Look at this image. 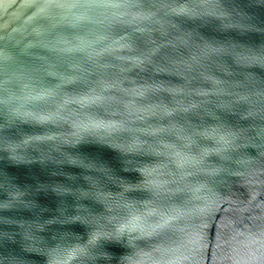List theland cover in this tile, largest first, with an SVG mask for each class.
Listing matches in <instances>:
<instances>
[{"label":"clouds","instance_id":"obj_1","mask_svg":"<svg viewBox=\"0 0 264 264\" xmlns=\"http://www.w3.org/2000/svg\"><path fill=\"white\" fill-rule=\"evenodd\" d=\"M15 2L0 0V13ZM21 7L30 14L0 48V133L19 138L3 137L0 149L13 167L79 168L53 175L87 185H40L60 198L58 215L3 221L20 229L22 251L45 264H264V77L255 71L264 72V47L196 43L181 22L254 29L214 0ZM180 48L189 54L166 51ZM88 145L115 152L119 169L80 151ZM25 195L17 189L0 211L39 209ZM70 225L84 234L44 235Z\"/></svg>","mask_w":264,"mask_h":264},{"label":"water","instance_id":"obj_2","mask_svg":"<svg viewBox=\"0 0 264 264\" xmlns=\"http://www.w3.org/2000/svg\"><path fill=\"white\" fill-rule=\"evenodd\" d=\"M214 2L219 4L220 9L218 10H226L231 13L232 22H239L254 30L245 31L243 33L235 29L226 30L223 25L229 23V21H221L214 18H209L207 23L201 21L181 22L184 30L193 33L194 42L202 43L201 37H203L211 43L219 42L228 44L233 42L243 44L253 49L264 47V0H214ZM22 4L23 0H16L6 12L0 13V25H9L6 30H0V48L4 47V37H10V34L19 27L23 20L26 19L27 15L30 14V11L22 9ZM17 17H19V19H16ZM17 39H19V37H17ZM166 51L169 55L177 59L189 54V50L185 48H180L178 50L168 49ZM228 62L231 64L230 60ZM233 67L235 66L233 65ZM212 70L216 71V68L212 66ZM255 71H257L261 77H264V72H261L259 69ZM217 74L222 75L219 72H217ZM227 120L234 126L237 124V118L235 117H227ZM3 123L4 121L0 119V124ZM24 131L31 132L32 129H24ZM5 136L12 139L19 138L17 130L15 129L6 133H0V140ZM80 151L92 159L106 161L113 167L119 169L117 154L110 149L88 145L83 146ZM32 155L38 156L37 153H32ZM61 170L65 173L77 176L82 175V170L79 168L64 167L60 169L51 163L47 165L34 163L31 165L13 167L11 166V162L7 159V154L0 149V204L9 201L12 193L19 189L26 193L24 197L26 202L35 201V203L39 205V209L33 211L26 210L23 207H17L10 211H0V261H4L5 258L16 257L18 259L27 260L30 264H45L42 257L28 256L22 251L20 247V229L16 226V223L34 222L37 218L44 221L58 215L57 209L61 205L60 198L51 190L47 192H38L37 189L40 185L48 186L59 183L72 187H87L83 179L73 184V182L67 180L64 176L53 175V173H58ZM123 175H127L128 178L132 180L138 179L135 174ZM66 203L71 206L75 201L72 197H68ZM85 203L88 202L86 201ZM94 207H97V210H99L98 206ZM40 209H46V211L41 212ZM4 220L16 223L7 224L3 222ZM66 231L84 234L85 229L79 225H70L66 228L55 226L49 229L44 235L47 237L48 242L52 243L54 236H58V234ZM5 234L14 235L17 243H12ZM113 251L117 253L120 252L119 249H114Z\"/></svg>","mask_w":264,"mask_h":264}]
</instances>
